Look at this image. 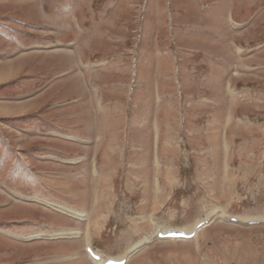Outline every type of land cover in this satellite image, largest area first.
Here are the masks:
<instances>
[{
    "label": "rangeland",
    "instance_id": "374dc122",
    "mask_svg": "<svg viewBox=\"0 0 264 264\" xmlns=\"http://www.w3.org/2000/svg\"><path fill=\"white\" fill-rule=\"evenodd\" d=\"M141 241L264 264V0H0V264Z\"/></svg>",
    "mask_w": 264,
    "mask_h": 264
},
{
    "label": "bare ground",
    "instance_id": "6f19581e",
    "mask_svg": "<svg viewBox=\"0 0 264 264\" xmlns=\"http://www.w3.org/2000/svg\"><path fill=\"white\" fill-rule=\"evenodd\" d=\"M30 186H33V184L32 185H27V187H30ZM63 211H64V209H63ZM68 214L69 215H71L73 218H75V219H82V218H84V217H86V216H84L83 214H81V213H78V212H73V211H70V210H68ZM87 220V219H86ZM192 231L191 232H189V234H192V233H196L197 231H198V229L197 228H193V229H191ZM79 234L80 233H76V234H67V233H65V234H56L55 236L56 237H67V236H72V235H75V236H79ZM164 233L163 232H161V231H158V233H157V235H163ZM153 240V238L152 237H149L148 238V241L147 242H150V241H152ZM146 242H143V241H141L140 243L138 242L133 248H131L127 253H128V255H127V253H126V255L127 256H125L123 259H121V260H118V261H116V262H121V261H123V260H125V259H127V258H129V257H131L132 255H134L138 250H140V248L145 244ZM88 255L90 256V258L91 259H93V261H95V263H98V264H104L103 263V261L101 260L102 258H99L98 256H97V254L95 255L92 251H91V249H88ZM102 257V256H101ZM109 261V260H108ZM115 261V260H114Z\"/></svg>",
    "mask_w": 264,
    "mask_h": 264
},
{
    "label": "water",
    "instance_id": "95a60500",
    "mask_svg": "<svg viewBox=\"0 0 264 264\" xmlns=\"http://www.w3.org/2000/svg\"><path fill=\"white\" fill-rule=\"evenodd\" d=\"M113 264H115V263H113Z\"/></svg>",
    "mask_w": 264,
    "mask_h": 264
}]
</instances>
